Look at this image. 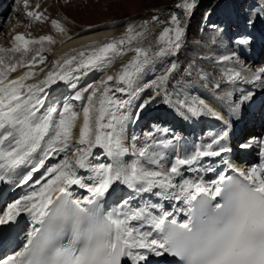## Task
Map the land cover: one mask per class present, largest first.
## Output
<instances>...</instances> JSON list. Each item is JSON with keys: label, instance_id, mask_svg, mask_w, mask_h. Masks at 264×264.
<instances>
[{"label": "snow or ice", "instance_id": "snow-or-ice-1", "mask_svg": "<svg viewBox=\"0 0 264 264\" xmlns=\"http://www.w3.org/2000/svg\"><path fill=\"white\" fill-rule=\"evenodd\" d=\"M176 7L188 17L196 0ZM259 8L264 12V2ZM25 15L31 23L48 19L37 10ZM162 23L154 15L128 24L121 36L74 48L47 71L44 53L58 43L52 35L17 33L10 47L0 46V200L6 202L0 242L10 236L22 243L0 264H153V257L165 255L175 264H264V139L258 141L260 162L244 169L224 159L231 152L222 143L227 131L192 146L158 138L170 131L158 126L141 146L129 136L158 98L186 120L227 124L217 108L227 103L229 116L237 115L254 97L242 94L233 102L231 91L217 90L222 83L264 87V67L252 71L235 52L221 55V78L209 81L195 62L178 63L186 29L176 13L154 44L144 46L150 27ZM51 27L71 39L59 20ZM129 53L114 74L80 86ZM158 64L165 65L163 74L146 80ZM194 72L212 84L207 98L192 95L182 82ZM59 82L73 92L53 99L50 90ZM13 188L24 194L7 202L6 190Z\"/></svg>", "mask_w": 264, "mask_h": 264}, {"label": "rangeland", "instance_id": "rangeland-1", "mask_svg": "<svg viewBox=\"0 0 264 264\" xmlns=\"http://www.w3.org/2000/svg\"><path fill=\"white\" fill-rule=\"evenodd\" d=\"M203 1H206V0H196V7L193 9V12H192L194 13L193 17L195 20L191 21L188 27H187V19L184 18L185 15L182 9H178L176 7V5L181 2V0H68L67 3L65 2V0H58V4L56 1L51 2L50 0H30V1L28 0L27 8L31 9L30 11L37 10V11H40L41 13H43L44 11L49 16L51 15L57 16L56 19L58 20H59L58 18L59 14L57 12H59L58 8H61V10L64 11V14L68 17L64 19L65 25L68 27V30H72L70 32L73 34L72 36H75L79 32L84 34V33L94 31V30L107 28V29H113L115 31L114 37H119L122 34H124L128 24L138 25L143 21L151 20V17L155 15L159 18V21L163 23L160 24L159 26L150 27L149 34L147 38L143 41L144 46H148L149 43L154 44L160 31H162V28L164 26H168L167 21L169 20L170 16L173 13H176L183 22L182 26H184L186 29L185 46L180 52V54H182V59L180 63L188 64L190 62H195V67L197 69L201 70L204 73L209 74V81L220 79L221 78L220 70L222 67H226L224 65L217 64L216 59L221 55H224V54L229 55L233 53V50L235 49L246 55L248 54L253 55V59H255V61L253 62L254 63L253 67H250L251 70L253 69L252 71H256L257 69L264 67V62H261L262 60H264V51L261 50L259 54L258 51L260 50H258L259 47L257 48L258 44L255 45V43L257 42V40L255 39L256 32L257 33L260 31L264 32V19H263L264 12L260 11V8H259L260 5L258 4V2L261 4L262 2H264V0H248V1H253L254 4L250 6V4L246 3L248 6L247 8L248 10L243 9V11H239L237 14L238 18L233 17V8H228L227 6V4L229 3V4H233L235 7L237 0H224V1L217 0L218 2L216 1L215 3H211L212 7H210L209 10H205L204 7H201V4ZM225 1L227 4L224 3ZM21 2L22 0L21 1L14 0L12 3V7H11L12 9L10 8L11 11L8 14V16L10 17L12 13L15 11L19 10V13L23 12L24 17L27 19V21L25 19L23 21V19L20 18L19 22L17 23V25L19 24L18 26L19 29H21L20 27L22 23H25L28 25L29 24L28 22H30L29 18H27L25 15L26 11H29V10H24V7H25L24 1L22 2V5H20ZM37 3H39L40 5L39 9H36ZM60 3H62V5H60ZM42 5L46 7V8L45 7L43 8V11L41 10ZM253 5L255 7L252 9ZM217 7L222 9V12L219 14L220 16H218L220 23H218L217 25V22H214L212 25L213 27H210L208 24L212 21L213 15ZM17 8H20V9H17ZM49 16H47L48 19L43 23V25L40 23H35V24L31 23L32 25L30 26L33 30L36 29V33L39 36L52 35L54 39L58 41L57 44L51 46L53 49V48H56L57 45L60 44L59 41H60L61 36L60 34L56 33L52 28H49V26L47 25V24H51V18H49ZM237 19H239L240 22L236 25L235 23ZM261 27L263 29H261ZM11 32H12V29H10L7 36H10ZM208 34L214 35V40L212 41L211 45L208 43V39H207L209 37ZM218 34L220 36H218ZM233 35H235L237 39H239L242 36H246L250 39V43L248 45H243V46L239 45L238 47H234L233 46L234 44L228 45L226 42L231 41ZM205 44L207 45V47L210 46V48L206 49ZM207 50L208 52L210 51L209 55L208 53H206ZM44 54L47 57L46 64H48L47 65V68H48L50 64V58L52 57L51 52H45ZM256 54L258 55V58ZM131 55L132 54L129 53L123 58L117 59L114 65L112 66V68L108 69L107 73L99 72L98 76L103 77L106 74H110V73L114 74L115 71L119 70L120 66L123 63H126L130 59ZM239 59L241 58L239 57ZM43 66L44 65H41V67ZM256 66H259V67H256ZM164 67L165 65L158 64L155 70L150 71L148 73L146 80L152 79L153 76L155 75H162ZM99 80L100 79L95 80V81H99ZM191 81L192 82L186 83V88L188 92H191L192 95H199L201 97L205 96L206 98L209 96L208 89L212 88L211 83H209L208 81L201 80L200 78H197L196 76L192 77ZM182 82L184 81L182 80ZM217 91L221 93L225 91L238 92L239 95L250 93L254 97V99H256L255 96L256 97L259 96L257 97V99L260 98L259 100L263 99V95H264L263 94L264 87H261L258 83L257 84H248V83L239 84L238 83L234 86L229 85L227 83H222L221 89ZM72 92L73 90L71 89V92L67 94L66 96L71 95ZM184 94L187 95V92H185ZM151 95H152V92L149 91L147 93V96H151ZM224 104L222 107H219V108H223L222 110L225 111L226 114H228L227 110L229 109V106L228 104L227 105L226 104L224 105ZM243 105H245V103ZM241 106L242 104L240 105V107ZM152 112L153 111L144 112L141 116L140 121L137 124L133 125V128L129 131L130 136L135 135L138 138L140 142L138 146H141L145 142L146 134L149 132H154L157 126L161 128H168L170 130L166 137H163V135L161 134L160 136H158V138H173L174 137L176 138L174 139V144L176 140L178 139V137L180 136V134L182 136L185 135L184 138L190 139V138L196 137L197 134L200 132V129H197L196 132H192L191 134H187L185 131L183 135L182 132L184 130H188L192 127V126L189 127V125H187L188 121L190 122L192 121L191 122L192 125H195L193 123V119H187V120L185 119L187 128H183V127L179 128L177 127L178 122H175L173 120L174 117L169 115L170 118L168 120L161 119V118H168V114L164 108H162L160 111H156L154 113ZM196 119H200L201 121H203L205 118H196ZM247 125L250 126V124H247ZM202 129H201V132L203 131ZM254 130L248 135L250 136L252 133L253 134L257 133L259 130L263 132L264 123L262 124L261 127H259V129L256 128ZM261 136L262 135H260V137ZM246 141L247 139L245 138V136L244 138H241V137L237 138L235 140V143H233V146L235 147L236 145L235 149L241 152L239 149V145Z\"/></svg>", "mask_w": 264, "mask_h": 264}, {"label": "bare ground", "instance_id": "bare-ground-1", "mask_svg": "<svg viewBox=\"0 0 264 264\" xmlns=\"http://www.w3.org/2000/svg\"><path fill=\"white\" fill-rule=\"evenodd\" d=\"M21 1V0H20ZM24 0H22L23 2ZM30 1V0H29ZM51 2L52 1H56L57 4H58V0H50ZM12 2V0H10V2L8 3V6L9 7V4ZM22 2L20 3V5H22ZM42 4V3H41ZM227 4V3H226ZM60 5H62V3H60ZM228 8L230 7H234L233 4H227ZM226 6V8H227ZM23 7V6H22ZM45 6L42 5L41 7V10L43 11V8ZM46 8V7H45ZM12 9V8H11ZM17 9H20V8H17ZM59 9V12H57L59 14V20L60 22L65 26V28L67 29V36L68 37H71V39H66L64 37H61V39L64 40L63 43H60L59 45H57L56 48H53L52 51H51V58H50V64H49V67L46 68V71L48 69L51 68V63L52 61L62 57L65 53H70V51L72 49H80L82 46H85V45H89L91 44L92 42H106L107 40L111 39V38H114V30L113 29H99V30H94V31H91V32H88V33H84L82 34L81 32H79L78 34H76L75 36H72L73 34L70 33L72 30H68V27L65 25V20L66 18H68L65 14H64V11L61 10V8H58ZM24 10H31L29 8H25L24 7ZM46 10V9H45ZM222 12V9L217 7V9L215 10V13L213 15V19L212 21L208 24L210 27H213V23L214 22H217V25L218 23H220L219 19H218V16H220L219 14ZM225 12V10H224ZM23 13V12H22ZM21 12L19 13V10L18 11H15L12 13V15L7 19V21L5 20V23L2 25V27L0 28V46H4V47H10V41H11V37L17 33H31V35L33 37H39V35L36 33V29H32L30 25L31 22H28L29 24H25V23H22L21 25V29H19V24L17 25V23L19 22L20 18L24 19L27 21V19L24 17V15L22 14ZM7 14V12H6ZM6 14L2 16V19L4 20L6 18ZM43 14L46 15V16H49L46 12L43 11ZM223 16V15H222ZM225 16V15H224ZM57 16H54V15H51L49 16V18L51 19H56ZM223 18V17H222ZM238 18V17H237ZM264 19V18H263ZM58 20V19H57ZM22 21V22H23ZM222 21V20H221ZM21 22V21H20ZM240 22L239 19H237L236 21V25ZM35 24V23H34ZM43 25V24H42ZM41 25V26H42ZM256 28V27H255ZM258 28V27H257ZM260 28V27H259ZM10 29H12V32L10 33L11 35L10 36H7L8 32L10 31ZM53 29V28H52ZM54 30V29H53ZM243 30V29H242ZM260 30V29H259ZM258 30V31H259ZM55 31V30H54ZM215 31V30H214ZM244 31V30H243ZM222 32V31H221ZM247 32V31H246ZM219 33V32H217ZM227 34V33H226ZM209 35V34H208ZM218 36H220L218 34ZM225 36V35H224ZM206 38V37H205ZM204 38V39H205ZM208 39V43L211 45L212 44V41L214 40V35H209V37L207 38ZM225 39V38H224ZM231 40V39H230ZM237 37H235V35H233L232 37V40L229 41V42H226L228 45H232L234 44L233 46L234 47H238L239 45L236 43L237 41ZM262 44H264L263 42H261ZM226 44V45H227ZM214 45V44H213ZM59 46V47H58ZM240 46H243V45H240ZM253 46V45H252ZM58 48V49H57ZM205 48H210L207 47V45L205 44ZM212 48V47H211ZM226 49V48H225ZM205 50V49H204ZM203 50V51H204ZM215 50V49H214ZM199 51V50H198ZM231 51V50H230ZM210 52V51H209ZM209 52L207 50L206 53H208L209 55ZM220 52V51H219ZM222 52V51H221ZM233 52L236 53V55L238 57L241 58V60L244 61L245 65L250 68V67H253V62L255 61V59H253V55L252 54H244L242 52H239L238 50H233ZM246 53V52H245ZM215 54V53H214ZM216 55V54H215ZM225 55V54H224ZM257 55V54H256ZM252 56V57H251ZM261 62H264V60H262ZM48 65V64H47ZM225 66V65H224ZM44 67V66H43ZM256 67H259V66H256ZM115 69V68H114ZM212 69V68H211ZM253 70V69H252ZM209 71V70H208ZM98 72L99 71H94V72H91L90 74H88L86 77H84L80 83H82L81 87L88 84V83H92L93 81L95 80H98V79H102L103 77H99L98 76ZM116 72V71H115ZM110 74H113V73H110ZM240 84V83H239ZM243 84V83H242ZM247 85V84H246ZM234 86V85H233ZM253 86V85H252ZM249 87V86H248ZM233 88V87H232ZM70 86L67 84V83H64V82H59L57 85H54L52 86V89L50 90V94H51V97L53 99H57L58 98V93L60 91H63V94L66 95L67 92L70 91ZM231 89V88H230ZM255 90V89H254ZM232 91V90H231ZM234 91V89H233ZM264 94V93H263ZM242 95V94H241ZM241 95H239L238 92H232V101L233 102H239L240 100V97ZM254 95V94H253ZM260 95V94H259ZM205 97V96H204ZM259 97V96H257ZM257 97L255 96V98L257 99ZM206 98V97H205ZM260 99V98H259ZM258 99V100H259ZM253 101V100H252ZM261 101V100H259ZM227 105V103H225ZM224 104V105H225ZM246 104V103H245ZM249 104V103H248ZM243 105L240 107V110H239V113L237 115H232V116H229V109L227 110V113H225V111H223L222 109L223 108H217L218 111H222V114L225 116V118H229L227 119L228 120V123L225 124L223 121H217L213 118H208L206 117V121H205V124H206V129L204 128V126L199 123V120L196 119V123L195 125H192V127L189 129L188 133H192V132H196L197 129H200V132L197 134V138L192 140H183L181 138H178L177 139V142L176 144L178 145H183V144H187L188 146H192L193 144H200V143H207L209 141V138L212 136V135H215L216 133H222L224 131H227L228 132V137L225 141H223L222 143H224L226 146H228L230 149H231V152L230 153H227V154H224V159H229L232 164L235 166L237 165L238 168H248L246 167V164L243 165V164H238L236 161L237 160V152L235 151L234 149V146H233V142L235 140V138H237L236 134H237V130L239 131L240 130V127H237V128H234V123H237L238 121H240L242 118H244L243 116L244 115H248V114H251V113H255V104H250V105ZM214 107L216 106L215 104L213 105ZM227 109V107H226ZM177 118L181 119V117L177 114ZM262 118H264V113L262 114ZM150 122V121H149ZM192 122V121H191ZM194 123V122H193ZM264 123V121L260 124V127L262 126V124ZM203 128V129H202ZM177 129V128H176ZM201 129L203 130L201 132ZM259 129V128H258ZM261 130V129H260ZM186 130H184L183 132H185ZM245 131V130H244ZM255 131V130H254ZM76 133L78 135V127L76 129ZM180 133V132H179ZM253 134V133H252ZM248 135V136H245V138H250L252 137V141L250 142H247V143H251L252 146L250 148H242L243 149V153L246 154L247 157L249 158H253L254 159V154H253V151H251L252 149L254 150H258L259 149V145L258 143H256V138L258 139L260 137V135H262V132L261 131H258L257 133H254L253 135ZM181 135V134H180ZM185 136V135H184ZM183 136V137H184ZM194 137V136H193ZM195 138V137H194ZM176 139V138H175ZM235 143V142H234ZM243 144H246V143H243ZM241 148V147H240ZM217 163L214 165V167H221L219 165V159L220 158H214ZM207 160V158H206ZM226 170V169H224ZM211 175V176H210ZM210 176V177H209ZM207 177L209 179L212 178V174L209 173L207 174ZM24 189H21V188H13L11 190H6V195H7V202H12V200H14L15 198H18L20 195H23L24 194ZM120 195H123V193H120ZM0 205L6 207V202L3 201V200H0ZM169 210H170V206H169ZM23 235V234H21ZM16 243H20L21 244V240L19 237L16 238ZM130 263V262H129Z\"/></svg>", "mask_w": 264, "mask_h": 264}, {"label": "trees", "instance_id": "trees-1", "mask_svg": "<svg viewBox=\"0 0 264 264\" xmlns=\"http://www.w3.org/2000/svg\"><path fill=\"white\" fill-rule=\"evenodd\" d=\"M212 1L213 0H206V1H203L202 2V4H201V7H209L210 5H211V3H212ZM195 19H194V17L192 16V18H191V21H194Z\"/></svg>", "mask_w": 264, "mask_h": 264}]
</instances>
